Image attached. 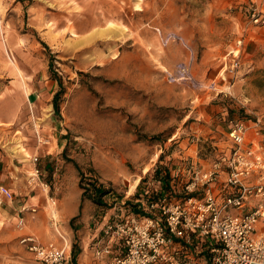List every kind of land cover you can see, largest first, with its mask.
Listing matches in <instances>:
<instances>
[{"label":"rangeland","instance_id":"1","mask_svg":"<svg viewBox=\"0 0 264 264\" xmlns=\"http://www.w3.org/2000/svg\"><path fill=\"white\" fill-rule=\"evenodd\" d=\"M58 81L59 113L46 99L34 123L30 94ZM236 122L264 185V0H0V174L15 179L0 264H38L22 232L81 251L106 210L81 200L80 174L111 190L105 214L123 210L158 168L178 170V188L191 165L208 169Z\"/></svg>","mask_w":264,"mask_h":264},{"label":"built area","instance_id":"2","mask_svg":"<svg viewBox=\"0 0 264 264\" xmlns=\"http://www.w3.org/2000/svg\"><path fill=\"white\" fill-rule=\"evenodd\" d=\"M177 74L187 78L189 67L182 64ZM246 131L241 122L231 124V151L208 169L191 165L180 188L178 170L169 182L163 175L144 180L133 210L124 201L123 210L101 217V240L90 241L88 264H264V230L256 232L259 223L264 227V185L252 182L263 158L259 148L243 147ZM0 196L12 199L4 186ZM16 227L23 230L22 219ZM19 243L38 264H75L66 246L41 244L33 235Z\"/></svg>","mask_w":264,"mask_h":264},{"label":"crops","instance_id":"3","mask_svg":"<svg viewBox=\"0 0 264 264\" xmlns=\"http://www.w3.org/2000/svg\"><path fill=\"white\" fill-rule=\"evenodd\" d=\"M56 92L55 91H53L52 93H50V94H48V96H46L45 95V91H42L41 93H39L38 94V96L37 95H35V94H30V96H29V102H30V104H32V106H30L31 107V109H30V111H31V115H32V120H33V122L35 123V121L37 120H39L40 118H41V116L43 115L41 112H40V110H38L39 108H41V104L43 103V101L44 100H46V99H51L52 100V98H53V96H54V94H55ZM42 99V100H41ZM25 172H29V170H27V171H25ZM10 175L11 176H13L14 174H13V172H11L10 173ZM15 176L16 177H18V178H20V176L21 177H23L21 174H15ZM13 179V180H12ZM11 180H9L8 179V177L6 176V175H4V174H0V186H4V187H6V188H8V190L10 191V193L12 192V191H14V185H15V179H14V177L12 178ZM140 180L141 179H143V178H139ZM137 185H138V183H137ZM137 186H135V188H136ZM135 191V190H134ZM81 193V192H80ZM2 197V196H1ZM80 197H81V194H80ZM4 198V197H3ZM5 199V198H4ZM112 212H110V213H108L107 214V217H108V215H110ZM102 217V216H101ZM101 217H99V219L101 218ZM19 219H21L20 217H18V220ZM18 220H17V222H18ZM23 220V219H22ZM16 222V223H17ZM94 225V224H93ZM103 225V223L102 224H100V225H98V224H96L95 226V228L96 229H94V228H89L90 230L88 231V233H87V236L84 238V240H81V251L80 252H73L72 250H71V248H70V246H67V245H63L64 247L66 246V253H68V255L71 257V259H72V261L75 263V264H88L89 262H90V260H91V258H90V252H89V248H88V245H89V243H90V241L91 240H101V236H102V234H101V226ZM24 226H25V224H24ZM22 231V230H21ZM22 235H32V234H29V233H27V232H22L21 234H20V236H22ZM19 236V237H20ZM39 241V240H38ZM41 244H48V243H55V244H57L56 243V240H41V241H39ZM43 242V243H42ZM58 246H60L59 244H57ZM63 246H61V247H63ZM67 248L69 249V250H67Z\"/></svg>","mask_w":264,"mask_h":264},{"label":"trees","instance_id":"4","mask_svg":"<svg viewBox=\"0 0 264 264\" xmlns=\"http://www.w3.org/2000/svg\"><path fill=\"white\" fill-rule=\"evenodd\" d=\"M55 80L57 81L56 78H55ZM58 86L60 89L54 94V96L52 98V106H53L55 114L59 113L58 98L62 93V85H61L60 81H58ZM150 139H151V141H153L156 138L152 137ZM154 173H155L154 177L152 176L150 178L149 177L150 175H149L148 177H144L143 179H141L135 193L125 201V206L130 207L132 210L134 209V207L136 206V205H134V201L137 199V197L139 195V191L142 187V183L144 182V180H148V179L152 180L153 178L157 177L158 175H163L164 178L166 179V181L169 182V177H171V175L174 173V171L170 172L168 170H165L164 173H162V171H159V168H158L154 171ZM79 176H80L79 189L81 190V200L86 199V200L90 201L95 206H97L100 210H102V208H104L106 211H104L102 214H103V216L107 215L105 213L110 211V209H108L106 207L105 198L111 194V190L104 188V186H102L101 184H98L97 182H94L92 180H89V181L83 180L81 174Z\"/></svg>","mask_w":264,"mask_h":264},{"label":"bare ground","instance_id":"5","mask_svg":"<svg viewBox=\"0 0 264 264\" xmlns=\"http://www.w3.org/2000/svg\"><path fill=\"white\" fill-rule=\"evenodd\" d=\"M137 183H138V180H136V181L134 182L132 188L129 189L128 194H131V193L134 191V188H135V186L137 185Z\"/></svg>","mask_w":264,"mask_h":264}]
</instances>
